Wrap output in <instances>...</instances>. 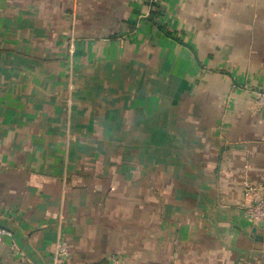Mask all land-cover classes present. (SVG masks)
<instances>
[{
  "label": "crops",
  "instance_id": "1",
  "mask_svg": "<svg viewBox=\"0 0 264 264\" xmlns=\"http://www.w3.org/2000/svg\"><path fill=\"white\" fill-rule=\"evenodd\" d=\"M264 0H0V264H264Z\"/></svg>",
  "mask_w": 264,
  "mask_h": 264
},
{
  "label": "built area",
  "instance_id": "2",
  "mask_svg": "<svg viewBox=\"0 0 264 264\" xmlns=\"http://www.w3.org/2000/svg\"><path fill=\"white\" fill-rule=\"evenodd\" d=\"M251 94L252 105L260 110H264V89L247 88ZM244 194L248 202L244 205L246 218L261 229H264V182L254 184L250 181L244 182ZM10 232L0 227V244L8 237ZM68 250L65 243L59 245V249L55 256L53 264H67ZM113 264H124L122 259L114 255L112 257Z\"/></svg>",
  "mask_w": 264,
  "mask_h": 264
}]
</instances>
